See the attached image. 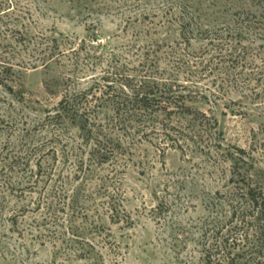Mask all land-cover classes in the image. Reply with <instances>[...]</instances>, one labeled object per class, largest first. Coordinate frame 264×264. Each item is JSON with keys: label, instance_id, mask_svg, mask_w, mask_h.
I'll list each match as a JSON object with an SVG mask.
<instances>
[{"label": "rangeland", "instance_id": "obj_1", "mask_svg": "<svg viewBox=\"0 0 264 264\" xmlns=\"http://www.w3.org/2000/svg\"><path fill=\"white\" fill-rule=\"evenodd\" d=\"M183 6L198 18L194 24L211 32L252 12L255 31L233 43L188 42L181 36ZM53 39L59 44L53 62L31 65L34 43ZM0 60L15 66L5 77L14 92L0 86L1 182H19L21 169L42 179L52 167L63 168V152L78 145L81 133L70 122L64 130L53 126L50 116L93 76H109L115 88L144 75L175 79L179 91L192 94L188 106L218 122L221 151L170 148L158 127L123 141L120 165L93 168L75 226L98 245L99 264H200L216 193L243 177L264 191V1L0 0ZM180 115L165 123L196 114ZM112 116L110 108L98 115L102 122ZM89 153L90 147L82 154L87 164ZM65 174L75 177L72 164ZM81 183L74 178L75 186ZM16 196L11 206L18 209V226L11 229L7 221L12 212L0 217V264H98L76 258V251L68 255L61 242L38 239L36 214L22 213L36 196Z\"/></svg>", "mask_w": 264, "mask_h": 264}, {"label": "trees", "instance_id": "obj_2", "mask_svg": "<svg viewBox=\"0 0 264 264\" xmlns=\"http://www.w3.org/2000/svg\"><path fill=\"white\" fill-rule=\"evenodd\" d=\"M182 8L181 36L188 42L198 37L213 44L233 43L239 37H246L255 31V26L249 23L250 18L257 17L252 12L236 14L233 24L211 32L194 24L198 18L190 12V6ZM34 46L33 54L30 55L31 65L35 67L42 63L47 67L53 62L55 48L59 44L57 39H53L46 44L34 43ZM14 67L12 63L0 60V86L8 88L10 93L14 89L5 77L13 73ZM91 79L86 88L67 94L55 109L54 116H50L52 125L62 130L68 128V122L75 125L82 140L77 146L67 145L70 148L63 152V168L59 170L52 167L45 178L41 179L32 171L27 173L21 169L24 174L19 182L0 181V217L3 219L7 211L12 212L7 221L11 229L17 227L18 209L11 206V200L17 197V192L21 193V197H25L26 193L36 196L22 213L36 214L33 223L38 239L61 242L66 245L68 255L76 251V258L94 259L99 264L103 260L97 250L98 245L93 240H86L80 228L75 226L84 213V207L80 206V193L83 188L86 189L89 177L94 175L93 168L108 163L115 164L114 168L120 165L124 161L121 152L123 141L130 139L133 142L141 133L147 135L149 129L160 127L165 132L166 140L170 141V148L184 151L194 148L205 150L207 154L221 151L224 138L215 118L195 112L188 106L192 94L179 91L175 79L144 75L138 80L125 78L118 88L108 84L109 76H93ZM105 108H110L114 116L102 122L98 115ZM186 113L189 116L196 115L189 119L184 116L182 120L187 123L177 121L172 126L165 123H173V115ZM88 147L90 158L87 164L82 154ZM237 151L239 154L244 153L243 150ZM57 154L55 151V157ZM73 156L77 161L72 162ZM69 164L73 165L75 177L65 174V167ZM233 173L242 176L240 172ZM74 178L82 179L80 188L74 185ZM231 182L232 188L225 193L217 192L210 203L201 236L200 264H264V191L245 177L232 179ZM107 205L109 210L115 208L109 202ZM94 228L97 230L99 227Z\"/></svg>", "mask_w": 264, "mask_h": 264}]
</instances>
